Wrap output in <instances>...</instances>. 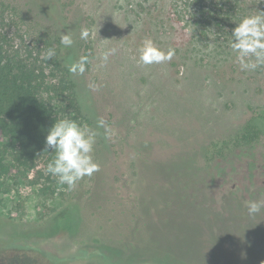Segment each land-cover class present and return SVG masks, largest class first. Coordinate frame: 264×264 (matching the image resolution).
I'll use <instances>...</instances> for the list:
<instances>
[{"label": "rangeland", "instance_id": "obj_1", "mask_svg": "<svg viewBox=\"0 0 264 264\" xmlns=\"http://www.w3.org/2000/svg\"><path fill=\"white\" fill-rule=\"evenodd\" d=\"M14 1L26 2L0 0V31L25 54L34 39L28 20L15 23ZM59 1L69 24L77 27L81 19L79 35L82 29L95 33L85 41L91 56L83 76L95 103L88 107L94 127L103 118L108 129L107 138L99 129L94 152L100 170L71 191L41 166L25 179L6 181L0 191V264H264V210L251 218L249 232L242 210L225 221L229 192L247 207L249 191L264 185L263 140L255 146L253 176L245 160L238 162L234 155L233 170L203 167L195 172V182L168 173L251 111L263 112L264 67L247 73L245 84L238 63L218 75L193 69L174 37L185 24L167 9L170 0H160L140 20L128 12L129 0ZM56 16L35 21L56 27ZM145 39L165 52L174 49L171 61L139 63ZM113 48L115 54L101 67V54ZM51 180L55 193L41 192ZM175 191L200 208H183L175 202ZM261 199L264 194L255 200ZM231 224L233 229L227 228Z\"/></svg>", "mask_w": 264, "mask_h": 264}, {"label": "trees", "instance_id": "obj_2", "mask_svg": "<svg viewBox=\"0 0 264 264\" xmlns=\"http://www.w3.org/2000/svg\"><path fill=\"white\" fill-rule=\"evenodd\" d=\"M170 1L167 9H171L185 24L175 30L177 44L183 49L184 56H187L188 60H185L189 62L188 65L193 69H204V74L218 75L235 69L238 64L229 47L231 30L244 16L255 14V10L264 11V0ZM56 3L60 6L58 11L53 0H44L42 3L41 0H26L24 4L14 1L12 14L15 23L23 24L28 20L30 23H27V31L34 39L28 50L24 51L25 54L21 49H14L10 45L7 32L0 31V191L5 187L6 181L25 179L37 166L47 169L54 153H49L51 150L44 152L45 137L56 120L66 117L94 128L88 107L91 106L89 102L93 105L95 103L85 87L87 83L84 74L73 75L68 71V64L80 57H88L90 61L91 49L85 40L79 38L81 19L78 23L76 21L77 27L69 24L60 1L56 0ZM159 5L160 0H129L127 8L136 20H140L146 11L151 8L155 10ZM56 13L60 20L58 23L54 22L56 27L54 24L41 25L35 21L36 18H41L47 22L52 16L56 19ZM2 20L5 19L1 17ZM74 28L75 31L72 30ZM158 28L162 29L161 26ZM67 32H71L75 43L72 48L66 49L60 44V34ZM49 48H54L56 55L46 61L42 57ZM261 69L262 67L255 71H242L241 81L245 82L246 78H243L247 73L258 74ZM49 78H53L54 82H48ZM101 97L107 98L105 94ZM259 140L264 141V110H253L244 122L229 130L221 139L206 144L191 159L187 156L176 162L168 173L184 176L190 183L195 182V172L203 167L206 170L214 168L223 171L229 166L233 170L231 164L234 155L238 162L245 160L246 171L249 176H253L257 161L255 146ZM260 157V167L264 171V152ZM206 174L209 172L206 171ZM56 188L51 180L49 185L42 186L40 190L53 195ZM177 192L175 202L182 204L183 208H200L185 193ZM262 194L264 185L249 191L247 200L250 202ZM227 198L229 213L225 221L230 217L238 218L239 215H234L232 211L242 210L247 217L244 227L249 232L251 218L254 216L248 214L247 207L233 192H229ZM206 210L207 218L211 217L210 210ZM212 217L217 223L216 216ZM227 228L233 229L232 224Z\"/></svg>", "mask_w": 264, "mask_h": 264}, {"label": "clouds", "instance_id": "obj_3", "mask_svg": "<svg viewBox=\"0 0 264 264\" xmlns=\"http://www.w3.org/2000/svg\"><path fill=\"white\" fill-rule=\"evenodd\" d=\"M81 40L95 38V33L89 29H82ZM75 41L71 32L60 34V44L64 48H72ZM229 47L235 54V62L241 71H255L264 67V11L255 10V14L244 16L231 30ZM116 49H107L101 56V67L106 64L109 56L115 54ZM139 63L147 66L171 61L175 55L174 49L167 52L161 50L151 39H145L139 48ZM56 55L54 48H49L42 59L49 61ZM88 57H80L68 64V71L73 75H83L87 71ZM93 89L98 88L92 85ZM99 129H108L103 118L96 121L95 127L80 122L61 118L56 120L48 129L45 137L44 152L54 153L53 159L47 164V173L56 178L65 190H73L78 182L85 177H91L100 170V165L94 159ZM250 216H255L264 210V199L247 202Z\"/></svg>", "mask_w": 264, "mask_h": 264}]
</instances>
